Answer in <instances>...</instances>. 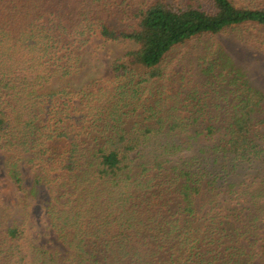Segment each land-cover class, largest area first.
<instances>
[{
	"label": "trees",
	"instance_id": "trees-1",
	"mask_svg": "<svg viewBox=\"0 0 264 264\" xmlns=\"http://www.w3.org/2000/svg\"><path fill=\"white\" fill-rule=\"evenodd\" d=\"M228 34L264 52V0H0L3 171L68 250L0 223V264H264V90Z\"/></svg>",
	"mask_w": 264,
	"mask_h": 264
},
{
	"label": "rangeland",
	"instance_id": "rangeland-1",
	"mask_svg": "<svg viewBox=\"0 0 264 264\" xmlns=\"http://www.w3.org/2000/svg\"><path fill=\"white\" fill-rule=\"evenodd\" d=\"M213 42L219 44L227 54L245 66L254 81L264 90V52H259L252 46L241 42L233 34L217 35L208 40L210 44ZM129 48L130 44L124 42L106 43L100 39H95L91 42V53L94 56H98L104 65H108L112 60L117 59ZM197 55L196 52H193L192 55H186L183 59L184 61L176 68V71L184 69L186 75L191 77L192 86L197 85L203 88L204 93L205 88L202 87V83L197 82L199 72L198 67L194 64ZM209 92L211 94V91ZM213 98L214 96L210 95L208 101L211 102ZM4 163V155L0 152V223L5 226L13 224L25 226L28 232V240L32 245L49 250L52 254L58 252L60 256L67 257L68 250L63 246L52 228L46 211L32 198H28L27 202L22 200V194L18 192L4 174ZM29 168L24 169L28 183L31 180Z\"/></svg>",
	"mask_w": 264,
	"mask_h": 264
}]
</instances>
